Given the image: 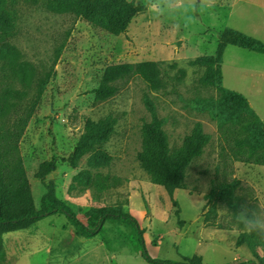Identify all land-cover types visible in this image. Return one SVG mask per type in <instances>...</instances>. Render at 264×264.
I'll list each match as a JSON object with an SVG mask.
<instances>
[{
  "label": "rangeland",
  "instance_id": "obj_1",
  "mask_svg": "<svg viewBox=\"0 0 264 264\" xmlns=\"http://www.w3.org/2000/svg\"><path fill=\"white\" fill-rule=\"evenodd\" d=\"M128 1L146 10L118 36L73 15L52 14L42 1L19 0L16 6V29L9 41L31 77L28 84L4 78L0 62V92L9 86L23 94L0 125L10 129L31 114L18 151L34 205L51 210L60 202L89 229L99 225L103 212L130 215L143 230L147 256L155 261L182 263L196 255L203 264L249 262L253 258L247 249L236 246L243 233L235 214L242 204L264 209V187H254L259 167L221 158L218 120L196 111L192 103L197 96L216 94L214 87L200 82L206 67L191 62L216 54L220 32L233 25L226 20L232 0ZM147 61L164 63L166 93L152 92L134 77L111 99L94 102L93 90L107 66ZM171 64L177 68H168ZM180 69L185 75L177 81ZM145 94L163 120L170 148L179 147L196 123L210 137L203 154L188 166L184 189L174 192L178 206L150 182L136 159L142 122L150 118ZM108 116L115 119L114 131L101 150L109 160L92 167V153L75 155L74 150L85 134L86 119ZM81 171L106 176V190L73 182ZM232 181L238 187L232 197L222 198L220 184ZM211 203L217 206L212 225L204 223ZM137 236L127 223L107 219L97 235L79 237L69 219L57 213L5 234L0 264H154L142 257ZM255 239L258 254L264 256V240Z\"/></svg>",
  "mask_w": 264,
  "mask_h": 264
},
{
  "label": "trees",
  "instance_id": "obj_2",
  "mask_svg": "<svg viewBox=\"0 0 264 264\" xmlns=\"http://www.w3.org/2000/svg\"><path fill=\"white\" fill-rule=\"evenodd\" d=\"M37 5L40 1L46 11L56 15H73L89 24L113 35L118 36L127 31L132 20L145 12L143 5L128 0H30ZM19 0H0V62L4 71V78L23 81L28 84L31 70L21 62V56L16 47L9 41L16 29V6ZM226 46H236L248 51L264 54V44L245 36L230 28L220 32L216 54L195 59L193 65H203L206 72L202 76L201 84L215 88L216 94L203 98L197 96L193 100V108L201 113H209L211 118L218 120L219 155L232 162L247 165L264 166V125L249 107L247 101L238 93L229 91L221 85L220 64ZM162 62L119 63L107 66L101 76L98 86L93 90L96 104L105 102L114 97L123 84L131 78L140 79L152 92H164L168 83L165 81ZM176 69V64L168 65ZM177 81L184 75V70H178ZM20 94L14 88L6 87L0 92V122L11 115L17 108V98ZM144 106L149 114V120H143L141 126V148L136 159L140 168L147 174L150 182L161 187L170 198L173 206H178L174 200V192L184 189V178L188 166L199 158L204 148L209 144L210 137L203 130L200 123H196L192 131L183 137L177 148H170L168 136L163 130V120L158 116L156 105L145 94ZM30 113L17 120L12 128L4 129L0 125V263L4 259L3 236L8 233L28 229L41 219L57 213L63 214L74 225L76 236L91 238L97 235L102 224L107 219L127 223L137 233V244L141 249L142 257L154 264H203L196 255L186 258L182 263L155 261L147 256L143 244V230H140L136 220L130 215L121 213L103 212L99 225L94 229L85 227L74 216L73 212L64 204L57 203L51 210L36 209L32 197L30 184L26 178L22 159L18 151V142L25 130ZM115 119L108 116L104 119L85 121V134L77 143L74 154L92 153L90 164L92 167L103 166L108 163L109 157L101 148L109 140L114 131ZM50 172L51 170L48 169ZM42 180V179H41ZM108 178L100 173L91 174L81 171L73 177L85 187L96 186L97 191L107 188ZM72 187V185H71ZM238 187V181L220 184L222 198H230ZM214 190L211 192L213 195ZM45 197V196H43ZM210 197V196H209ZM207 203H210L209 198ZM216 204L205 214L204 223L213 224L216 217ZM179 225L184 222L179 220ZM237 247H245L253 260L239 264H264V256L257 252L255 236L240 234L236 240Z\"/></svg>",
  "mask_w": 264,
  "mask_h": 264
},
{
  "label": "crops",
  "instance_id": "obj_3",
  "mask_svg": "<svg viewBox=\"0 0 264 264\" xmlns=\"http://www.w3.org/2000/svg\"><path fill=\"white\" fill-rule=\"evenodd\" d=\"M228 10L226 20L230 18L233 24L230 29L264 44V0H232ZM220 72L222 87L243 96L264 125V54L226 46ZM256 167L258 180L254 187L261 190L264 166Z\"/></svg>",
  "mask_w": 264,
  "mask_h": 264
},
{
  "label": "clouds",
  "instance_id": "obj_4",
  "mask_svg": "<svg viewBox=\"0 0 264 264\" xmlns=\"http://www.w3.org/2000/svg\"><path fill=\"white\" fill-rule=\"evenodd\" d=\"M235 222L242 226L240 231L243 234L264 240V209H249L247 205L242 204L235 214Z\"/></svg>",
  "mask_w": 264,
  "mask_h": 264
}]
</instances>
